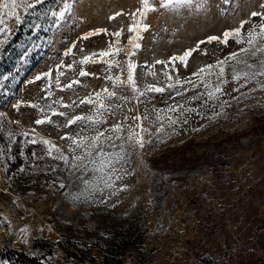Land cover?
I'll list each match as a JSON object with an SVG mask.
<instances>
[{
	"label": "rangeland",
	"instance_id": "1",
	"mask_svg": "<svg viewBox=\"0 0 264 264\" xmlns=\"http://www.w3.org/2000/svg\"><path fill=\"white\" fill-rule=\"evenodd\" d=\"M67 2L72 5L71 10L59 23L55 22L53 13L63 8L65 0H42L28 13L19 11L24 17L20 25L14 17L6 16L4 25L0 26L8 34V42L0 48V113H3L0 117V249H23L27 254H40L48 249L50 253H44L42 258L50 264H96L89 258L99 261L103 252L91 242L131 224L132 245L137 247L120 255V264H177L189 249L196 248L200 254L213 252L219 241L230 243L232 234L237 233L243 246L240 264H264V76L247 83L243 78L233 81V70L248 69L244 64L235 65L234 69L230 63L225 68L227 83L222 85L219 100L209 101L204 107L201 101L189 102L196 91H204L203 86L185 92L183 97L176 96L174 90L167 89L164 76L167 71L174 79L179 76L195 80L192 73L237 51L241 46L234 41L228 47L213 41L201 45L192 54L187 68L180 65L178 71H173L169 63L171 57L195 48L197 42L208 36H222L225 30L239 27L251 12L260 10L264 0H207L200 11L195 5L166 11L160 8V0H152L157 11L148 13L143 21L136 12L141 7L140 0ZM118 12L122 15L109 19ZM133 13L138 22L150 25L137 41L141 48L131 57L137 65L138 87L143 89L151 84L166 91L148 93L137 101L132 98L130 88L116 89L118 96L128 100L115 99L121 108L114 109V114L105 113L107 122L101 128L123 120L125 115L144 113L145 109L155 121L154 109L177 103H186L197 112L186 114V124L165 126V133L153 137L144 150L138 149L128 156L129 162L123 167L131 175L119 173L122 179L116 181L114 188L74 202L70 194L82 191V181L77 178L81 173H70L62 161L46 155L43 144H31L28 140L35 128L39 136L51 139L67 153V143L60 137L66 133L75 135L80 132L79 126L63 127L65 117L60 116L52 117L53 124L37 126L34 121L44 113L51 115L47 110L49 104L57 111L67 112L69 118L88 113L90 105L77 108L73 102L78 104L80 99L94 95L106 85L110 88V82L105 79L109 74L126 78V71L121 73L119 68H114L110 73L103 63L84 65L95 75L80 77L79 60L107 50L109 44L113 50L128 47V26ZM255 22L259 23L258 17ZM250 27L246 24L242 32ZM98 28L107 29V34L81 39ZM121 30L120 37L112 35ZM73 44L76 45L73 54L64 56ZM127 59L123 52L115 57L123 68ZM260 59H264V53L247 57L249 63L257 65ZM62 60L65 65L72 64V68L62 69L65 75L60 77L57 87L56 66ZM49 70L51 77L30 83L38 74ZM73 80L81 83L71 89L64 87ZM56 100L73 106L62 108L53 103ZM221 101L225 102L223 107ZM18 102L19 107H14ZM127 123L134 122L129 119ZM144 124L148 126L147 121ZM156 127L159 122L151 125L152 131ZM24 132L29 136H24ZM227 145H234L235 150L233 157L225 158L228 165L210 166L222 157L225 153L222 147ZM15 148L31 167L32 175L24 185L17 182L22 168H18L17 160L13 161ZM39 174L48 176L40 181ZM90 176L85 174L86 178ZM61 184L65 187L61 188ZM57 223L62 225L63 232H72V235L64 234L67 242L57 230Z\"/></svg>",
	"mask_w": 264,
	"mask_h": 264
},
{
	"label": "snow or ice",
	"instance_id": "2",
	"mask_svg": "<svg viewBox=\"0 0 264 264\" xmlns=\"http://www.w3.org/2000/svg\"><path fill=\"white\" fill-rule=\"evenodd\" d=\"M40 3H42V0H0V26L4 25L6 16L8 18L14 17L16 24L20 25L24 17L19 14V11L22 10L24 13H28L36 4ZM206 3L207 0H160V8L166 11H178L181 8H191L195 5L196 10L200 11L204 9ZM140 4L141 7L136 10V12L139 13L140 21L146 19L148 13L157 11L152 0H140ZM71 7L72 5L65 0L63 8L59 12L53 13V16L56 18L55 22L59 23L63 20L66 13L71 10ZM259 8V11L251 12L248 20H242L239 27L225 30L222 36H208L206 40L197 42L195 48L185 50L182 55L171 57L169 63L173 71H178L180 65H183L185 68L188 67L189 59L193 53L200 49L201 45L211 44L215 41L228 47L230 46V42L234 41L235 44L241 46L237 51L229 53L223 59L218 58L215 63L206 64L197 72L192 73V77H196L195 80L191 77L181 79L179 76L174 79L167 71L164 72V76L168 81L167 89L174 90L176 96L183 97L185 92L189 90L194 91L203 86L204 91H196L194 95L189 97V102L201 101V107H204L209 101L219 100V94H222V85L227 83L225 79V68L230 63H233L234 69L235 65L238 64H244L248 69V71L242 72L233 70V81H238L243 78L245 83H247L257 76H264V59H260L258 65L249 63L247 60L249 56L255 58L258 53H264V2L259 5ZM121 15L122 14L118 12L115 16L109 17V19L115 20L116 17ZM132 17L133 21L128 26V47H116L113 50L112 44H109L107 50L85 55L79 60V64L82 66L79 71L80 77L95 75V73L87 71L83 67L84 65L103 63L107 65L110 73L114 68H119L121 73L126 71V78H122L120 74H109L105 79L110 82V88L106 85L101 90L96 91L94 95L89 94L83 99H80L78 104L75 101L73 102V105L77 108L81 105H90L91 111L88 113L82 112L78 115H71L69 118L67 112L57 111L55 107L49 104L47 105V110L51 115L44 113L41 118H37L34 121V124L37 126L53 124L54 121L52 117L60 116L65 117L63 127L71 128L72 126H79L80 132H77L75 135L66 133L60 137L61 140L67 143V153L51 139L39 136L35 128L32 129L34 135L28 140V143L31 144H43L46 149V155L62 161L70 173H81L77 178L82 181V191L70 194L74 202L79 201L81 198L85 200L91 199L97 192L103 193L105 189L114 188L116 181L122 179L119 173L124 172L131 175V173L123 167L124 164L129 162L128 156L138 149L144 150L146 146L152 143L153 137L165 133V126L172 127L181 122L186 124L188 122V115L186 114L197 112L196 108L189 107L186 103H177L175 105H169L165 109H154L153 111H155L156 114L155 121L152 120L148 110L145 109L144 113L137 112L136 115L131 117L125 115L123 120L117 121L109 127L101 128V126L107 122L105 113L114 114V109L121 108V104L114 102L115 99L128 100V97L118 96L116 89L130 88L133 93L132 98L137 101H139L140 97L148 93L162 94L166 91L164 87H156L151 84L145 85L143 89L138 87L137 77L135 75V68L137 65L132 61L131 57L141 48V45L137 41L143 38L142 33L147 31L150 25L138 22L136 13H133ZM257 17L259 18V23L255 22V18ZM246 24H250L251 27L248 28L246 32H242ZM101 33L107 34V29H94L84 34L81 39L88 40L90 37L97 36ZM121 33L122 30L112 35L118 38ZM132 33H139L141 35H132ZM0 34H4L3 38H0V48H2L8 42V34H6L4 27H0ZM75 47V44L69 47L64 52V56L67 57L72 55L73 48ZM81 51H83V49H81ZM121 52L128 57L125 61L126 68L121 67L120 62L115 60V57ZM97 56L99 59H97ZM156 63L164 64L165 62L157 61ZM64 68L71 69L72 64L65 65L62 60L61 63L56 66L55 79L57 87L60 86V77L65 75V72L62 70ZM51 76L52 71L49 70L48 72L38 74L30 83ZM80 83L81 81L79 80H73L71 83L64 85V87L71 89L73 85H79ZM240 87H244V84H241ZM233 91H238V89H233ZM49 95H51L50 91ZM53 103L65 109L73 106L63 104L61 100H56ZM224 103L225 102L221 101L220 106L223 107ZM19 104L20 102L14 105V107H19ZM29 106L33 108L37 107L36 105ZM128 111L131 112L132 109L130 108ZM41 112L43 113L44 110L41 109ZM170 113H179V115L174 117ZM198 114L202 115V113ZM2 116L3 113H0V117ZM129 119L134 123L128 124L127 121ZM144 121L148 122V126L144 124ZM156 122H159V127H156L155 131H152L151 125ZM23 135L27 137L29 133L24 132ZM159 142L163 143L164 141L160 140ZM33 155H35V153H33ZM39 158L42 159L43 157ZM118 165L119 168L117 167ZM87 173L91 174L89 178L85 177ZM60 187L63 188L65 185L61 184ZM124 187L126 188L127 186ZM112 194L114 195L115 193ZM99 202L104 203L105 201L100 200ZM112 206L114 207L115 205Z\"/></svg>",
	"mask_w": 264,
	"mask_h": 264
},
{
	"label": "trees",
	"instance_id": "3",
	"mask_svg": "<svg viewBox=\"0 0 264 264\" xmlns=\"http://www.w3.org/2000/svg\"><path fill=\"white\" fill-rule=\"evenodd\" d=\"M222 148L225 153L222 155V157H218L215 161H213L216 163H211L213 165L210 166L225 167L228 165L229 161H227V159L225 158H231L234 156V145H227ZM14 150L16 155H14L13 161L17 160V164H19L17 165L18 168L19 166H21L22 168L19 172L20 181L17 182H19V184L21 185H24L30 179L29 175H32L31 167L26 163L24 157L21 156L18 148H15ZM13 161H10L9 163L11 166H14ZM40 174L37 175L40 181L44 180L48 176L47 174H44V176L40 177ZM56 228L59 233L63 236V238H66L67 242V236H65L64 234L72 235V232H63L62 229H60L62 228V225H60V223H57ZM55 243H59V241H55ZM91 243L101 248L103 252L102 259L99 261L95 260L92 257L89 258L90 261L96 262V264H120V255L124 254L127 249H135L137 247V245L134 247L132 245L133 240H131V224H129L127 228L116 230L115 232L109 234L106 237H97V239ZM44 253L49 254L50 251L46 249ZM44 253L27 254L25 251H23V249L2 248L0 249V264H50L48 261L42 258ZM70 253L73 254L72 252Z\"/></svg>",
	"mask_w": 264,
	"mask_h": 264
},
{
	"label": "built area",
	"instance_id": "4",
	"mask_svg": "<svg viewBox=\"0 0 264 264\" xmlns=\"http://www.w3.org/2000/svg\"><path fill=\"white\" fill-rule=\"evenodd\" d=\"M237 234H232L230 243H220L215 246L217 249L213 252L200 254L196 248L187 251L184 259L177 264H240L239 257L243 246L239 241Z\"/></svg>",
	"mask_w": 264,
	"mask_h": 264
}]
</instances>
